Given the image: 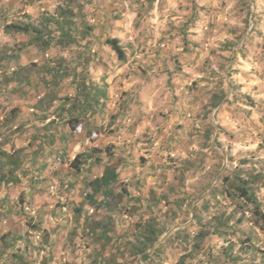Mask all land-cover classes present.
Segmentation results:
<instances>
[{
	"label": "rangeland",
	"instance_id": "374dc122",
	"mask_svg": "<svg viewBox=\"0 0 264 264\" xmlns=\"http://www.w3.org/2000/svg\"><path fill=\"white\" fill-rule=\"evenodd\" d=\"M44 1L48 12L59 6L73 10L75 37L86 30L84 24L93 28L79 43L53 44L44 52L31 44L21 53V62L69 72L55 86L49 82L54 73L38 72L26 86L30 103L36 92L52 89L57 98L46 111L61 120L69 107L84 101L78 86L83 90L93 83L109 99L85 109L82 121L96 135L89 143L81 141L83 134L70 138L60 163L52 159L63 147L61 140L46 144L42 157L41 151H30L37 138L32 147L12 127H0L1 156L16 152L21 160L15 170L19 182L0 183V213L5 212L0 264L20 261L11 252L21 250L24 240L12 238L31 227L28 213L46 230L48 243L39 246L40 230L30 228L39 249L21 250L22 264H177L184 253L183 264H237L230 256L241 255L238 263L264 262V185L253 183L262 211L256 221L252 205L239 207L226 183L232 176L249 179L252 172L264 178V0ZM22 14L0 8V55L16 46L19 37L4 28L12 20H27ZM39 14L30 17L36 21ZM108 37L120 40L124 59L105 43ZM79 52L90 55L88 68ZM18 98L15 104L22 101ZM8 100L0 99V121L14 106ZM18 106L31 109V116L43 114ZM50 129L35 127L29 133L49 130V137L60 138ZM73 154L77 161L70 159ZM5 162L0 161L4 176L12 166ZM106 164L119 171L115 196L109 198L103 187L92 185ZM22 189L29 201L25 211L7 210ZM5 190L9 204L3 202ZM90 200L96 203L91 206ZM74 208L83 211L78 221ZM86 213L88 221L114 219L109 239L83 230ZM145 224L157 230L145 246L147 259L132 246ZM201 229L210 233L198 239ZM8 232L9 243L2 244Z\"/></svg>",
	"mask_w": 264,
	"mask_h": 264
},
{
	"label": "trees",
	"instance_id": "16d2710c",
	"mask_svg": "<svg viewBox=\"0 0 264 264\" xmlns=\"http://www.w3.org/2000/svg\"><path fill=\"white\" fill-rule=\"evenodd\" d=\"M23 15L27 20H20V19L12 20L5 25V28H4L5 32L15 37L18 36L19 39H18L16 46L10 52L3 51L1 52V55H0V62L3 61V63L0 64V69H2V75H3L4 82L6 83L11 82V81L16 82V86L12 89L7 100L8 99L10 100V104L13 103L14 100L17 99V97L21 98L22 101L21 102L17 101V104H15L14 102V106L8 110L9 114L5 116V120L0 121V127L2 126V124L9 126L8 128L12 127L15 121V117L17 116V113H18V108H17L18 104L20 103L28 104V101L30 98L28 97V88H26V86L30 84L31 79H33L32 77L35 76L38 72H44V73L49 72L50 75H51V72L54 73V77H52V79L49 81L51 85H54V86L56 84L55 81H57L60 77H63L69 73L67 71L64 72L62 68L53 69L48 64H46L45 68H37L35 66L36 65L35 62L29 63V64L25 62H21V53L27 48V46L33 44L37 46L41 52H44L46 49L50 48L51 45L53 44L60 46V47H65L66 45H69L71 43H79L80 39L87 36L88 31L93 28L88 23L84 24L86 27V30L82 31V35L79 38L75 37L73 32L77 30V27H78L76 24V20H73L72 18L75 16V13L70 7H66V6L65 7L59 6L55 13L48 12V10L43 9L40 12L36 21H33L29 14L23 13L21 16ZM50 25H53L54 28L53 27L51 28ZM105 43L114 50L118 59L122 60L125 58L124 47L120 44V40L118 38L108 37L105 39ZM78 55L79 57H81V60H83L82 63H84L85 67L88 68V63H89L88 59L90 58V55L85 54V53L82 54L81 52H79ZM10 66H14V70L7 74V71L9 70ZM59 72H61V74H59ZM82 84L84 85V83ZM51 91L53 90L51 89L49 92H46L47 95L46 93L39 95L36 92L35 94L36 101L34 103H30L29 101L30 107H33L43 112V114H41L40 116H37V114H35L36 119L40 120L43 118L44 119L47 118L48 112L46 110L47 109L49 110L51 108V106L54 104V101L57 98L54 93L53 94L51 93ZM78 91H80L81 93L80 95L81 97H83L84 101L77 104L76 106H72V108L69 107L67 109V112H70L68 116L67 117L65 116L66 118H62L60 120L63 123L62 126L64 128H67L68 130L71 128H74L78 122L86 119L84 116L86 112L85 109L89 107H93V104L98 103L100 98L103 99V101H106L109 99V96H108V93H106V90L104 88H100L94 85L93 83L90 86L88 85L86 88L84 86L83 90H81L80 87L78 86ZM65 101L66 99L63 100L64 103ZM58 109L59 111L63 110L61 109L60 105L58 106ZM53 113L55 114V111ZM57 113L59 114L60 112H57ZM59 115L64 117L63 116L64 114H59ZM53 123L54 122L49 121L48 123L45 124L44 127L51 126ZM63 136L65 137L55 138L54 136L52 137L47 136L49 144L54 143L55 139H58L56 141L68 140L69 136L65 134L64 132H63ZM33 141H34V137L32 138V142ZM19 151H22V149L19 148L17 152ZM30 151L33 154L36 151H41L40 155L42 157L46 156V152L44 151V146L42 145H38L36 148H33ZM94 151H97V150H94ZM15 153L8 154L4 152V156L6 157L5 163L11 164L12 166L10 167V173L8 175H5V176L0 175V179H2L0 180V183L3 182L6 184V182H14L17 184V182H19V177L15 175V170L19 168V166L21 165V160L19 157L15 155ZM74 159L75 161H77V158H74ZM62 161H65L64 158H62ZM261 175L262 174H259L258 172L257 173L252 172L251 174L248 175L249 179L245 177L243 178L241 176L240 177L236 176V178L232 176L231 178L226 179V183L231 187V189L228 188L229 196L230 197L237 196L239 207L246 206L247 204H251L254 210V214H253L254 219H256V221H257V218L255 217L258 216L259 218V211L260 213H262V211L260 210L261 204L256 200L255 195L253 193L254 191L252 190V188L254 189L253 183H255L256 181H262V185H264V178L263 177L260 178ZM118 177H119L118 166L116 164H113V165L106 164L103 167L101 174L99 176H96L92 180V185L94 186L96 190H98V188L103 187L106 193V197L108 198L114 197L115 193L113 190V185L117 182ZM22 190L23 191L18 192V194L16 195V202L8 205V207L6 208L7 210L13 209L14 211H22V212L25 211L24 208L29 205V201L26 199V196H25L26 190L24 189ZM40 190L42 192V189ZM7 192L8 190H5L4 192L5 194L3 196V202L6 204H9L10 198H9V195L6 194ZM95 203H96L95 201L94 202H91V200L89 201V204L91 206H93ZM97 203L101 204L103 202H97ZM92 208H96V206ZM84 211L86 212L87 209H85ZM82 212H83L82 208L73 209V213L77 214L75 218L77 221L80 219V214ZM4 214L5 212H1L0 216ZM28 215H29L28 220H30V226H31L30 228L40 230L41 241L39 243V246L41 245V247H44L48 243V237H47L46 230L44 228L42 230V226L37 222L36 217L33 219L34 216L32 214L28 213ZM216 217L218 218V216ZM84 218L86 221L82 225L83 230L87 229V232L90 234L97 233V237L109 239L112 235L111 233L115 232L114 230H115L116 222L111 216H108V218L103 222L101 220H95V221L89 220L88 221L89 216L87 215V213ZM30 228L29 230L28 229L24 230V232L21 235L19 234L20 236L14 235L12 240L16 242L19 239H23L24 245L21 248V250L25 251L27 250V247L29 245H32L33 252H35L37 249H39L38 248L39 246L37 247L36 245L33 244V236H35V234L33 233L31 234ZM155 233H157L156 228L152 229L150 225L145 224L144 231L140 232L141 236H139L136 242L132 244L134 250L136 252L139 251L141 253L142 255L141 258L142 257L144 259L148 258V255L144 252L145 246L148 245L150 242H152L153 240L152 234H155ZM208 233H210L209 229L207 230L201 229L197 235V238L199 239L200 237H204ZM7 235H9V232L3 237L2 244L7 245L9 243L8 242L9 238L6 239ZM247 238L253 239L252 234L249 233V237ZM12 246H13L12 243H10V246H7L6 249ZM21 250L17 249L11 252V255H14L15 257H18L20 259V261L14 262V264L15 263L22 264L21 260L23 257H22ZM187 257L188 256L186 253L182 254L178 258L177 264H183V261ZM230 259L232 260V263L237 262V264H244V263H238L239 260L243 259V255L239 257L230 256ZM31 264H35V263H31ZM104 264H109V263L105 262ZM245 264H264V262L262 258L260 259L256 258L255 260H251L249 263H245Z\"/></svg>",
	"mask_w": 264,
	"mask_h": 264
},
{
	"label": "clouds",
	"instance_id": "9594fccd",
	"mask_svg": "<svg viewBox=\"0 0 264 264\" xmlns=\"http://www.w3.org/2000/svg\"><path fill=\"white\" fill-rule=\"evenodd\" d=\"M9 69H10V72L13 71L14 70V66H10ZM2 81H4V80H2ZM2 81H0V99L8 98L10 93H11V91H12V89L16 86V82L15 81H11V82H8V83H6V82L2 83ZM28 86H30V84ZM31 97H30V99H31ZM22 104H25V103H22ZM27 105L30 106L29 101H28ZM20 111H21V108H20V106H18V113ZM18 113H17V115H18ZM35 114H37V116H40L38 112H36ZM35 114H33L34 115V121L39 124L38 126L35 124V122H33V123H31V124L26 126L25 123H21V122H19V119L15 118L16 120L14 121V123L12 125V131L16 132V135L18 136L19 140H21L20 138H22V140H21L22 142L25 143V141H26L28 145L30 143L33 146L32 138L34 137V139L37 138L36 139V144H35L36 146L42 145V146L45 147L46 144H49V141H48L49 130L43 131V134H41V135H39L37 133H34V132L29 133V131L32 128H35V127H40L41 129H46V128L52 127V129H50V130L53 133L55 132V134L57 135V132H60L61 133L60 137H65V136H63V132L60 131L61 130L60 126H62V124H63L62 121H60V117H55V114L51 113L52 114L51 115L52 118H49L50 115L48 113L47 114V118H49V120H46L47 118H45V119L43 118V119L39 120V119L35 118ZM49 121L54 122L52 124L53 126L44 127L45 124L48 123ZM56 123H57V125H56ZM64 133L67 134L69 137H68V140L62 141L63 147L59 148L58 155H56L54 157L55 159H52V162L54 161V163H60L62 161V158L65 157L63 155V153H66L67 151H69L68 149L67 150L64 149V147H65V144L68 143L70 138L77 137V136L83 134L84 137L81 139V141L83 139H85V141H87V143H89L91 138H93L94 135H96L95 132L90 131V130L87 129V124L83 123V121L78 122L77 125L74 128H71L68 131H64ZM20 147H21V145H20ZM8 152H9V150H8ZM69 157H70V159L73 160L76 157V154L75 155L73 154V155H71ZM5 160H6V157L5 156L2 157L1 154H0V161H5Z\"/></svg>",
	"mask_w": 264,
	"mask_h": 264
},
{
	"label": "crops",
	"instance_id": "0c3cea01",
	"mask_svg": "<svg viewBox=\"0 0 264 264\" xmlns=\"http://www.w3.org/2000/svg\"><path fill=\"white\" fill-rule=\"evenodd\" d=\"M44 2H45L44 0H0V8L1 7L6 8V9L8 8L10 9V12L16 11L18 14L20 12L26 13V14H29L32 18H34V16L37 15L39 11L41 12L43 9L47 10L46 4ZM28 97L30 98L31 96H29L28 94ZM24 110H26L25 107L21 109L16 119H19V122L25 123V125L27 126L35 122L34 115L32 116L30 115L31 109H27V111H24ZM72 144H75V143H72ZM2 149L6 150V147H3Z\"/></svg>",
	"mask_w": 264,
	"mask_h": 264
}]
</instances>
